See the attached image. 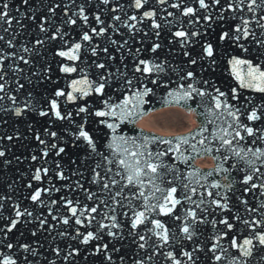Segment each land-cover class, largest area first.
Wrapping results in <instances>:
<instances>
[{"label": "snow or ice", "instance_id": "obj_1", "mask_svg": "<svg viewBox=\"0 0 264 264\" xmlns=\"http://www.w3.org/2000/svg\"><path fill=\"white\" fill-rule=\"evenodd\" d=\"M90 2L84 0L77 4L76 0H71V6L60 3L50 5L47 12L51 15L39 17L38 30L46 34L45 38L37 37L31 48L27 45L20 48L22 53L30 54L28 57L0 49V93L4 94L0 95V102L5 99L11 101V106H0V113H10L19 119L33 113L45 118L48 125L42 132L28 125V130L33 132V139L42 147L39 155L33 153L23 158L33 163L41 161L25 185L31 190L25 199L38 209H47V214L35 212L28 207L22 208L20 203L12 204L14 218L9 217L5 226L0 228V264H39L35 261L38 256L46 264H56V260H48L40 251L43 245L39 241L14 244L9 240V233L20 224L26 227L36 225L31 230L33 238L39 232H50L57 225L51 223L49 217L58 224L74 227V234L67 231L58 233L62 238L68 237L78 242L75 247L68 246L62 256L64 264H79L82 254L84 261H88L90 256L99 257L102 258V264H151L156 256H163L168 264H198V253L202 252L211 264H218L222 259L226 264H247L257 247L264 248V101L257 104L253 99L245 97L241 103L239 90L246 89L264 95V63L248 58L250 45L264 49V0H224L223 3L222 0H195L198 7L188 4L187 0H174L170 4L168 0H156L158 5L176 9L181 16L195 18L188 21L189 25L200 24L202 20L211 28L217 22L223 26L230 19L240 21L230 29L222 30L218 37L221 43H228L239 50L235 54L226 52L221 57L226 58L229 75L237 85L227 90L217 86L214 80L203 78L205 71L214 72L217 65L216 47L208 41L201 44L200 56L201 60H208V68L201 65L199 76L193 70L181 74L182 70H177L166 60L140 59L141 48L135 49L136 58L131 75L127 65H124V71L120 68L115 72L110 71L107 62L100 59L101 53L108 61H115L116 56L110 53L108 45L120 52L128 45V40L121 43L111 38L109 29L120 34L119 27L115 23L106 24L100 10L91 14L96 25L92 26L87 7ZM111 3L112 0H99L97 8L103 5L105 11L123 13L125 19L122 20L121 15L117 14L112 15L111 20L120 21V26L126 28L131 36L140 32L148 36L149 33L139 26L150 21L154 35L159 39L162 24L156 18L155 8L144 10L139 16L135 13L128 15L124 11L125 5L118 0L108 9L106 6ZM148 3L149 0H131L127 7L139 11L145 9ZM22 4L28 7L31 15L17 7L15 11L22 19H16L10 15L8 0L0 3V23L8 25L3 29L4 32L9 31L14 19L21 28L26 27L23 19H38L30 0H22ZM58 9L63 12V17L57 25L53 18L57 16ZM214 9L217 10L215 15ZM201 10L204 12L202 17L197 15ZM163 11L167 12L168 17L174 16L167 8ZM161 19L166 24H172L166 17ZM77 28L80 29L78 39L71 35V30ZM171 34L181 48H187L193 38L201 36L198 30L189 32L183 23ZM100 37H105L108 44L102 47L94 43V39ZM14 38L15 34L13 39L8 40L0 35V41H4L9 49L16 48ZM48 41H59L61 46L54 49L51 62L45 60L37 68L31 56H42L36 46L43 47ZM161 47L160 43L154 42L150 52L155 54ZM128 52L131 53L132 49L128 48ZM183 55L190 57V52L184 51ZM86 57L95 59L88 63ZM123 59L121 55L122 63ZM11 60L33 65L30 76H17L18 73H24L19 64L9 63L6 70L5 61ZM197 64L195 58L188 61L189 67ZM93 67L98 70L94 77L91 75ZM169 70L175 72L180 83L167 91L163 102L186 108L190 112L202 108V111L197 112L202 117L200 127L186 135L174 137H160L143 131L131 137L118 133L122 124L128 122L135 125L136 120L145 115L142 106L150 103L146 98L154 95V89L148 86L149 83L156 87H168L167 83L160 82V76ZM9 72L16 77L14 81L6 78ZM72 74H77L76 78L69 79ZM153 75L156 78L150 79L148 83L140 79ZM32 77H36L39 84L53 85L43 103L36 100L32 92H28L21 101L17 100V95L12 94L25 88L21 79L32 84ZM60 77L65 78L66 87L59 86ZM12 83L16 85L14 89ZM6 88L9 91L6 92ZM116 93H120L123 98L115 101ZM91 96L99 98L101 107L88 103L87 98ZM60 98H64L63 105ZM190 102L196 103V107L193 108ZM67 104L77 106L75 114L66 110ZM76 117L80 118L79 123ZM90 118L94 119L90 121ZM56 121H68L74 125L75 131L70 133L69 140L65 141L63 136L52 130V124ZM2 122L7 123L6 120ZM90 122L98 127L90 130ZM208 125H213L211 132ZM98 136L107 140V152L102 151L97 143ZM45 137L54 142L50 143ZM21 139L27 140L28 137L22 136L19 129L13 135L0 136V142ZM153 144L167 145V148L153 151ZM69 149L82 150L83 155L77 153L69 156ZM10 151V148L0 143V158H5L3 163L6 166L12 163V160L6 158V153ZM52 152L56 157L69 156L71 169H66L60 160L55 161L54 168L45 166ZM169 153L174 154L172 159L184 165L186 171L182 172L177 163L165 162L163 158ZM205 156H212L216 161L215 167L207 172L195 166L196 160ZM14 159L18 163L23 162L20 156ZM233 170L243 173L239 180L241 195L236 196L239 205L243 206V214L237 205L232 204L229 196V193L235 195L234 186L237 183ZM68 171H71V176L66 174ZM86 172L90 174L87 177ZM216 175L222 176V179H215ZM53 176L58 181L78 176L96 185L98 191L86 188L80 179L74 181L73 185L57 187ZM45 179L48 187L41 186ZM33 182H36V186ZM62 188L73 192L82 190L86 200L92 202L91 205L81 204L79 199L73 200L67 196H61L59 200L51 199L52 194L61 192ZM249 194L257 203H250L247 198ZM45 197L49 199L45 200ZM6 199L10 200L11 197L0 196V200ZM58 204L62 205L68 215L54 214L53 209ZM177 206L182 208V214L178 213ZM3 207L0 204V208ZM56 213H59V209H56ZM169 220L173 222L171 225ZM207 224H211L214 230L211 245L205 248L203 243H196L191 250L185 248L184 241L195 242L199 237V225ZM105 236L108 238L106 241ZM226 239L227 247L221 243ZM126 240L129 246H135L131 254L124 250ZM94 241L97 243L94 244ZM177 244L180 245L179 251ZM229 248L235 250L237 255L229 258ZM51 251L56 257H61L65 250L56 246Z\"/></svg>", "mask_w": 264, "mask_h": 264}, {"label": "water", "instance_id": "obj_2", "mask_svg": "<svg viewBox=\"0 0 264 264\" xmlns=\"http://www.w3.org/2000/svg\"><path fill=\"white\" fill-rule=\"evenodd\" d=\"M153 0H149V3L145 6V9H141V10H139V11H136V15L137 16H139L144 10H148V9H151V8H155L156 9V11H158L157 12V20L158 19H160L161 17H160V13H159V9H160V11L162 12L163 11V9L164 8H170V7H168L167 5H158L157 3H156V0H154L153 2H155V3H151ZM168 2H169V0H168ZM9 3V9L11 10V3L10 2H8ZM131 3V0H126V2H122L121 4H123V5H125V9H124V11H126L127 13H128V15H130V9H128V7H127V5H129ZM17 4H19V3H17ZM153 4H155L154 6H153ZM35 5V4H34ZM115 5V3L114 2H112L110 5H109V7H108V9H110L111 7H113ZM35 7H37V6H35ZM33 8V7H32ZM40 8V7H39ZM102 8V7H101ZM33 9H35V8H33ZM105 8H102V10H101V12H102V19L104 18V17H106L107 15H108V12L109 11H105L104 10ZM9 10V12H11ZM24 10H27V8L26 7H24ZM36 10V14H37V9H35ZM88 10H89V8H88ZM134 10V9H133ZM39 11H40V9H39ZM96 11H98V10H96ZM95 11V12H96ZM170 12H173L174 13V16H172L171 18H175V17H177V13H179L176 9H173V8H170ZM92 13H94L92 10H89V15H90V23L92 24V26H96L95 25V21L92 19ZM30 14V13H29ZM121 15V18H122V20L123 19H125V17H124V15H123V13L122 14H120ZM38 17H40L41 16V13L39 12L38 13V15H37ZM162 17H166V19L167 20H169L170 19V17H168L167 16V14L166 13H163L162 15H161ZM37 17V18H38ZM178 18V17H177ZM20 19H22V18H20ZM56 19V22H55V24H57L58 22L60 23V21H61V18L60 17H56L55 18ZM192 19H194L193 17H192ZM162 20H164V19H162ZM187 20V19H186ZM27 22L29 23L30 22V20H26V21H24L23 20V24L24 23H26L27 24ZM39 18L36 20V29L33 31V30H31L30 29V25L31 24H28V26H27V29L26 30H24L23 31V33H21L22 32V28L20 27V25H18L17 23H16V25H18V26H14V28H12L11 29V31H12V33L11 34H9L8 35V33L7 32H5V34H3V36L5 37V40H8V39H13V36H14V34H15V38H14V43L16 44V48L15 49H9V51H17V52H20V53H18V55H21L22 54V52L20 51V48H21V46L22 45H26V44H29V47H32L33 46V44H34V42H35V39L37 38V37H39V38H41V39H44L45 38V33H40L39 32V30H38V24H39ZM145 22H148L149 23V26H146V24L144 23V25H141V26H139V27H143L144 28V30L146 31V29H151V27H150V21H145ZM108 22H106V24H107ZM116 25H117V27H119V31H120V34H116L115 32H113V30L112 29H109V35L111 36V38H113V39H116L117 41L119 40V39H117L118 37L120 38V36L123 38V39H125V37H126V35L127 36H129L130 34L128 33V30L126 29V28H124V27H121L120 25H121V22L120 21H116V22H114ZM161 24H162V28H164L165 27V25H166V22H165V20H164V22H161ZM184 24H186V23H184ZM202 24H203V22H202ZM199 26H200V24H198ZM185 26H188V25H184V27ZM195 26L197 27V24H195ZM6 27V24H3V23H0V30H3L4 28ZM186 28V27H185ZM200 28H204V26H200ZM78 30L76 31V29H73L72 31H71V35L73 36V37H75V38H79L78 37V33H79V31H80V29L79 28H77ZM149 30H147V32H148ZM141 33H143V32H141ZM149 33V32H148ZM138 35V33L135 35V36H137ZM142 36H143V34H142ZM141 36V37H142ZM206 38V37H205ZM96 39V41H95V43H99L102 47L103 46H105L106 44H108V41H107V39L105 38V37H100V38H95ZM165 39V38H164ZM170 38H167L166 37V39H165V41H166V46H165V48H167L168 46L170 47V46H172L171 45V43H169V41H173V39H171V40H169ZM207 39V38H206ZM102 40H104V41H102ZM217 40V39H216ZM98 41V42H97ZM137 41H141V38L140 37H138V38H136V37H134V39H133V41H132V46L130 47L131 49H132V52L131 53H129L128 51L126 52V51H124L123 49L120 51V52H117L116 50H115V47H113L112 48V51H110V53L112 54V55H114V56H116V60L115 61H108L107 60V58L104 56V60L107 62H111L112 64H119V67L121 68V66H123L124 67V65H127V68L128 67H130V66H128L129 64H130V61H132V62H135V58H136V53H135V49H136V47H138L139 48V46H142L141 44H138L137 45ZM200 41V44H202L203 42H205L206 40L205 39H200L199 40ZM120 42V41H119ZM211 42H216V41H212L211 40ZM59 43L60 42H58V41H48L46 44L47 45H50V47H51V49L52 50H54L55 48H57V47H60V45H59ZM122 43V42H121ZM168 45V46H167ZM37 47V50H41L42 49V47H40V46H36ZM2 48V43L0 44V49ZM126 48V47H125ZM147 48V47H146ZM8 49V48H7ZM111 49V48H110ZM146 50V49H145ZM163 51H161L160 50V52H158V55L161 57V58H164V60H165V58L166 57H174V55H173V53H176V54H178L179 55V53H178V51H172L171 50V56H168L167 55V52H166V50L165 49H162ZM229 49L228 48H225V49H223L222 51H224V52H227ZM5 51V50H4ZM6 52V51H5ZM201 53H202V51H200ZM201 53L199 54V56H197V60H198V62H199V59H200V56H201ZM256 53H257V50H254V52H252V54H251V57L250 58H252V55H256ZM124 54H127V56H128V59H126L125 60V62H124V60H123V63L120 61V60H118V58H120L121 57V55H123V57H124ZM221 54L223 55V52H221ZM104 55V54H103ZM131 55V56H130ZM150 55H152V53L150 52V50H146L145 51V53H143L142 51H141V53L139 54V57H140V59H149V57L148 56H150ZM166 55V56H165ZM218 55V54H217ZM182 56V55H181ZM100 57H102V55L100 56ZM138 57V58H139ZM125 58V57H124ZM180 58H182V57H180ZM88 61V60H87ZM120 61V62H119ZM168 61L169 62H171V58H169L168 59ZM172 61H174V59H172ZM88 63H91L90 62V60L88 61ZM201 65H203L204 67H205V69L207 68V66H208V62H206V61H204ZM133 66H134V63H133V65L131 66V68H133ZM197 66L198 67H200V65H199V63L197 64ZM218 66H220V65H218ZM122 71H124V70H122ZM198 72H200V71H198ZM129 75H131V72L129 73ZM138 77L140 76V74H136ZM156 78V76L155 75H153V76H151V77H147V78H145V77H140V79H142V80H144V81H149L150 79H155ZM176 79H177V76H174L173 75V73H171V71L169 70L166 74H162L161 76H160V82L163 80V82L166 80V82H175L176 81ZM15 79L13 78V80L12 81H14ZM166 82H164V83H166ZM172 83V84H173ZM230 83V82H229ZM236 83V82H235ZM150 84V83H149ZM176 84V83H175ZM154 86V85H153ZM14 88H15V86H14ZM13 88V89H14ZM226 89V88H225ZM227 90V89H226ZM45 91H46V97L48 96V94L50 93V91H51V89H50V86L48 87V88H45ZM14 93V92H13ZM36 93V92H35ZM33 94V96L35 97V95L36 94ZM45 98V97H44ZM62 101V100H61ZM242 103V102H241ZM196 125V123H195V120H194V118H193V116L191 115V114H186L182 109H179V108H177V107H168V108H161V109H159V110H157V111H155L154 113H151V114H149L148 116H146V117H144V118H142V120L138 123V127H140V128H143V129H145V130H147V131H154V132H156V133H158V134H161V135H165V136H167V135H177V134H187L194 126ZM58 127V126H57ZM57 127H55V128H57ZM100 146H101V149H102V147L103 148H106V145L104 144V143H101L100 144ZM107 149V148H106ZM73 150V149H72ZM53 157L54 156H50V159H49V161H47V164L45 165V166H48L52 161L54 162V159H53ZM11 160H12V157H11ZM198 163V162H197ZM202 164L203 165H205V166H210V165H212L213 164V161L212 160H210V159H208V160H206L205 161V159L204 160H202ZM11 169H13V164H9V165H5V170L7 171H5L4 173V176H7V179H9L10 180V178L11 179H15L16 178V176L15 175H11V173H10V170ZM0 175H1V172H0ZM1 177H0V181H1ZM4 186V191L6 192V196H10V197H12L11 196V194H9V191H10V189H8V188H6V185L4 184L3 185ZM9 186V185H8ZM6 189V190H5ZM240 190H241V188H240ZM237 194V192L235 193V195ZM2 195H5V193H2ZM27 196V194H25V195H21V193H20V195H18V199L17 200H13V203H17V202H19V203H21V204H23V202L25 201V197ZM26 205H27V203H25ZM25 206V205H24ZM239 208H242L241 207V205H237ZM209 220H211L210 218H209ZM208 227H212L211 226V224H207V225H203L202 226V228L204 229V231L203 230H200V229H198V232H199V237H200V240L202 241V239H204V238H206V239H208V240H211V237L214 235V234H212L211 235V237L210 238H207V236H204V234H208L210 231H209V229H208ZM239 227V226H238ZM206 248V247H205ZM210 254V253H209ZM208 254V255H209ZM198 255L200 256V261H204V259L205 258H207L206 256H205V254L202 252V253H198ZM211 255V254H210ZM231 257V255L229 254V258ZM254 257V255L252 256V257H250V258H248L249 260L251 259V258H253ZM220 264H226V261L224 260V259H222L220 262H219ZM34 264H35V262H34ZM40 264V263H39ZM198 264H203V263H201V262H198ZM248 264H251V263H249L248 262ZM257 264H264V255H259V257H258V260H257Z\"/></svg>", "mask_w": 264, "mask_h": 264}]
</instances>
